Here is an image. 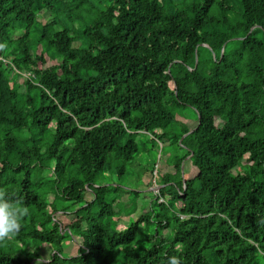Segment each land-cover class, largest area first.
<instances>
[{"label":"trees","instance_id":"obj_1","mask_svg":"<svg viewBox=\"0 0 264 264\" xmlns=\"http://www.w3.org/2000/svg\"><path fill=\"white\" fill-rule=\"evenodd\" d=\"M0 45V187L30 209L0 264H264V0H0ZM142 135L172 161L119 231L105 174Z\"/></svg>","mask_w":264,"mask_h":264},{"label":"rangeland","instance_id":"obj_2","mask_svg":"<svg viewBox=\"0 0 264 264\" xmlns=\"http://www.w3.org/2000/svg\"><path fill=\"white\" fill-rule=\"evenodd\" d=\"M48 18L49 15L47 13L44 14L43 19L47 20ZM176 116L178 124H174L172 126L174 131L179 126V124H186L192 127L196 123V115L191 108L178 109L176 111ZM140 138L144 141H147L145 145H143ZM140 138L137 139V142L141 147L140 154L127 166V172L125 176L117 178L116 176L105 174L107 186L119 187L121 189L118 195H116L118 201L116 204H114V208L117 211L116 214L113 215L114 217L120 218L121 220L119 222V226L117 227V230L119 231L126 229V227L130 223L134 222L142 213L152 209H154V211H158V207L155 205L154 194L157 195L160 186H158L156 183L159 182L160 174L164 173L162 168L167 169L166 167H170L172 161L173 155L169 146H155L153 143L149 142V136L142 135ZM188 174V164H185L181 171V177H187ZM85 197L86 200L91 199L90 194H85ZM55 206L58 210V212L54 214L56 221L65 223L67 219L70 218V216H73H64V214L61 213L62 211H60L62 205L59 204V202H55ZM72 211L73 210H71L69 213H72ZM152 228L153 227L150 228V232H152ZM142 229L144 231L143 227L138 230L139 235L142 233ZM63 244L65 247L63 251L64 255L75 253L77 248L76 243L71 240H65ZM138 246H148V242H145L143 236H140ZM37 252L40 257V261L46 262L48 257L51 255V248L49 246H42Z\"/></svg>","mask_w":264,"mask_h":264},{"label":"clouds","instance_id":"obj_3","mask_svg":"<svg viewBox=\"0 0 264 264\" xmlns=\"http://www.w3.org/2000/svg\"><path fill=\"white\" fill-rule=\"evenodd\" d=\"M29 214L30 209L22 200L13 198L6 188L0 187V247H7L18 236ZM166 264H181V258L169 256Z\"/></svg>","mask_w":264,"mask_h":264},{"label":"water","instance_id":"obj_4","mask_svg":"<svg viewBox=\"0 0 264 264\" xmlns=\"http://www.w3.org/2000/svg\"><path fill=\"white\" fill-rule=\"evenodd\" d=\"M204 46L206 47V45H204ZM198 118H199V117H198ZM191 132H192V131H189L187 134H189V133H191ZM187 134H186V135H187ZM186 135H184V136H186ZM184 136H183V137H184ZM183 137H182V138H183Z\"/></svg>","mask_w":264,"mask_h":264}]
</instances>
